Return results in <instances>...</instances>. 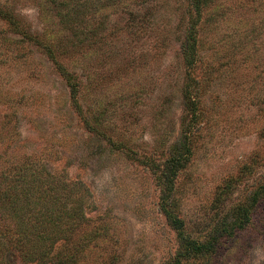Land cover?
<instances>
[{
    "label": "rangeland",
    "instance_id": "374dc122",
    "mask_svg": "<svg viewBox=\"0 0 264 264\" xmlns=\"http://www.w3.org/2000/svg\"><path fill=\"white\" fill-rule=\"evenodd\" d=\"M185 143L176 211L215 243L189 263L264 264V0L200 14L190 0H0V171L33 162L85 184L98 239L83 264L171 262L160 176Z\"/></svg>",
    "mask_w": 264,
    "mask_h": 264
},
{
    "label": "trees",
    "instance_id": "16d2710c",
    "mask_svg": "<svg viewBox=\"0 0 264 264\" xmlns=\"http://www.w3.org/2000/svg\"><path fill=\"white\" fill-rule=\"evenodd\" d=\"M204 1L190 0L197 14L201 13ZM197 47L194 20L184 45L185 62L190 68L195 65ZM189 155L185 143L166 161L160 176L161 209L176 232L179 245L168 264H190L191 260L209 254L215 244L193 239L176 211L174 180ZM4 168L0 171V264H8L10 254L26 264H83L90 245L98 239V218L87 213L92 200L85 184L55 176L42 166L35 170L33 162ZM259 192L264 193V186ZM251 210L246 208L239 222L224 225L215 239L242 229ZM90 227L92 230L86 232Z\"/></svg>",
    "mask_w": 264,
    "mask_h": 264
}]
</instances>
